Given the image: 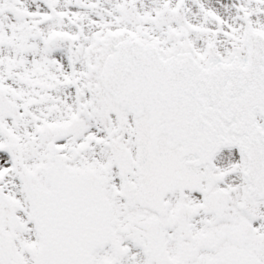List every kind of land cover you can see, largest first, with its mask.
I'll use <instances>...</instances> for the list:
<instances>
[{"label":"snow or ice","instance_id":"6c2138e0","mask_svg":"<svg viewBox=\"0 0 264 264\" xmlns=\"http://www.w3.org/2000/svg\"><path fill=\"white\" fill-rule=\"evenodd\" d=\"M0 264H264V0H0Z\"/></svg>","mask_w":264,"mask_h":264}]
</instances>
